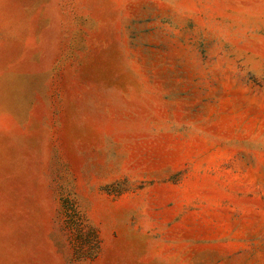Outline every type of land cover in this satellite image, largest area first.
Masks as SVG:
<instances>
[{"label":"rangeland","instance_id":"374dc122","mask_svg":"<svg viewBox=\"0 0 264 264\" xmlns=\"http://www.w3.org/2000/svg\"><path fill=\"white\" fill-rule=\"evenodd\" d=\"M0 264H264V0H0Z\"/></svg>","mask_w":264,"mask_h":264}]
</instances>
